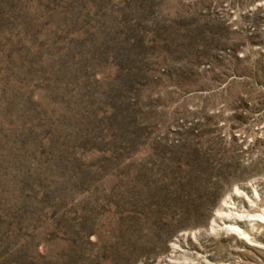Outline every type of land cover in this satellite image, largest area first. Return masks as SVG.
I'll list each match as a JSON object with an SVG mask.
<instances>
[{
	"label": "rangeland",
	"instance_id": "rangeland-1",
	"mask_svg": "<svg viewBox=\"0 0 264 264\" xmlns=\"http://www.w3.org/2000/svg\"><path fill=\"white\" fill-rule=\"evenodd\" d=\"M262 216L264 0H0V264H264Z\"/></svg>",
	"mask_w": 264,
	"mask_h": 264
},
{
	"label": "bare ground",
	"instance_id": "bare-ground-1",
	"mask_svg": "<svg viewBox=\"0 0 264 264\" xmlns=\"http://www.w3.org/2000/svg\"><path fill=\"white\" fill-rule=\"evenodd\" d=\"M224 207H228V206H224ZM228 208H229V207H228ZM220 216H221V215H220ZM223 216H224V215H223ZM223 216H222V217H223ZM261 219H262L263 221H260L259 223H260V224H264V217L262 216ZM220 222H221V221H220ZM227 226H228V225H227ZM230 226H231V225H230ZM230 226H229V228H230ZM232 228L237 229V227H235V226L232 227ZM237 230H238V229H237ZM242 234H243V233H242Z\"/></svg>",
	"mask_w": 264,
	"mask_h": 264
}]
</instances>
